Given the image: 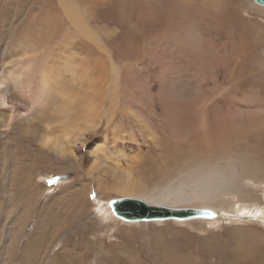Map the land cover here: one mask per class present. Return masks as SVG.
<instances>
[{
    "label": "rangeland",
    "instance_id": "1",
    "mask_svg": "<svg viewBox=\"0 0 264 264\" xmlns=\"http://www.w3.org/2000/svg\"><path fill=\"white\" fill-rule=\"evenodd\" d=\"M189 1L0 0V264H264V7ZM160 176L179 202L148 205L199 214L113 216Z\"/></svg>",
    "mask_w": 264,
    "mask_h": 264
},
{
    "label": "bare ground",
    "instance_id": "2",
    "mask_svg": "<svg viewBox=\"0 0 264 264\" xmlns=\"http://www.w3.org/2000/svg\"><path fill=\"white\" fill-rule=\"evenodd\" d=\"M223 1V0H222ZM190 1L188 0V2H185V3H187V5H184V7H183V10L181 11V13H184L185 11H187L189 14L191 13L192 14V12L191 11H193V12H195V10L197 9L198 10V7L196 8V6L193 4L192 5V2L191 3H189ZM194 2V1H193ZM197 2V1H196ZM206 2V1H205ZM67 3L68 2H66L65 3V5H64V10H65V13L68 15V17H70L71 18V20L75 23L77 20H76V13H75V9H74V7L72 6V4L70 3V5H67ZM170 2L168 1V3L166 4V10L168 9V4H169ZM189 3V4H188ZM200 3V2H199ZM224 3V2H223ZM228 3V2H227ZM215 7H216V10L218 9V3H216L215 2ZM181 5V4H180ZM191 5L192 6H194V7H191ZM199 6H202V5H200V4H198ZM186 6V7H185ZM177 7V6H176ZM204 8V7H203ZM206 8V7H205ZM220 9L222 8V7H219ZM194 9V10H193ZM191 10V11H190ZM202 10V9H201ZM205 10H207V9H205ZM204 10V11H205ZM210 11H211V8L209 9ZM0 11H1V7H0ZM198 11H196V13H197ZM216 12V11H215ZM195 13V14H196ZM199 13V12H198ZM202 13H203V11H202ZM201 13V14H202ZM200 14V13H199ZM204 14V13H203ZM220 14V13H219ZM40 15V14H39ZM184 15V14H183ZM216 15H217V13H216ZM192 16V15H191ZM195 16V15H194ZM220 15H218L217 17H219ZM196 17H198L199 18V16H196ZM216 17V16H215ZM221 17V16H220ZM187 18V17H186ZM197 18V19H198ZM189 19V18H188ZM191 19V18H190ZM189 19V20H190ZM197 19H196V21H197ZM200 19V18H199ZM203 19V18H202ZM219 19V18H218ZM185 20H187V19H185ZM193 20H195V19H193ZM47 21V20H46ZM163 21V20H162ZM27 22V21H26ZM55 22V21H54ZM175 22V21H174ZM185 22H189L188 20L187 21H185ZM191 22H192V20H191ZM28 23V22H27ZM47 24H48V22H46ZM49 23H51V22H49ZM190 23V22H189ZM197 23H199V22H197ZM56 24H57V22H56ZM51 25H53V24H51ZM50 25V26H51ZM176 25V24H175ZM187 25V24H186ZM189 25V24H188ZM54 26V25H53ZM79 26V28H82L80 25H78ZM171 28V27H170ZM23 31V30H22ZM171 31V30H170ZM188 31V30H187ZM25 35H27V34H25ZM187 36V35H186ZM18 38V37H17ZM191 39V38H190ZM16 40H19V39H16ZM21 40V39H20ZM41 40V39H40ZM200 42V41H199ZM19 43V42H18ZM32 43V42H31ZM21 44V43H20ZM44 44V43H43ZM23 46V45H22ZM26 46V45H25ZM31 46V45H30ZM37 46V45H36ZM20 48V47H19ZM3 49V48H2ZM24 49V48H23ZM38 51V50H37ZM54 51V50H53ZM55 52H59V51H55ZM49 53V52H48ZM47 53V54H48ZM53 54H54V52H53ZM28 55V54H27ZM51 55V54H50ZM60 55H62V53L60 54ZM24 56H26V55H24ZM36 56V55H35ZM47 56V55H46ZM52 56H54V55H52ZM56 56V55H55ZM31 57V56H30ZM33 57V56H32ZM40 57V56H39ZM51 57V56H50ZM49 57V58H50ZM58 57V56H57ZM37 58V57H36ZM61 58V57H60ZM33 59H35V58H33ZM38 60V59H37ZM39 61V60H38ZM30 62V61H29ZM60 63V62H59ZM32 64H33V62H32ZM31 64V65H32ZM29 65V64H28ZM27 65V66H28ZM59 66V65H58ZM16 67V66H15ZM14 67V68H15ZM124 67V66H123ZM10 70V69H9ZM17 70V69H16ZM15 70V71H16ZM19 70V69H18ZM11 71V70H10ZM13 71V70H12ZM20 71V70H19ZM17 72V71H16ZM6 74V73H5ZM14 74V73H13ZM11 75V74H10ZM113 75V74H112ZM1 76V75H0ZM9 76V75H8ZM9 77H11V76H9ZM114 77H115V75H114ZM1 78V77H0ZM3 78V77H2ZM1 78V79H2ZM8 78V77H7ZM146 78V77H145ZM147 79V78H146ZM44 80H45V78H44ZM1 81V80H0ZM3 81H4V79H3ZM3 81H1V82H3ZM0 82V83H1ZM5 85V84H4ZM8 85V84H7ZM61 85V84H60ZM61 87V86H60ZM5 89V88H4ZM64 98V97H63ZM46 102V101H45ZM48 102V101H47ZM50 102V101H49ZM56 103V102H55ZM179 105H181L180 103H178ZM183 104V103H182ZM189 104H190V102H189ZM67 105L68 104H63V105H60L57 109H58V111L59 110H61V109H65L66 107H67ZM70 105V104H69ZM69 105H68V107H69ZM180 109V108H179ZM179 111V110H178ZM182 112V111H181ZM186 112V111H185ZM70 113V112H69ZM177 113V112H176ZM261 113L263 114V112L261 111ZM49 114L51 115V113L49 112ZM63 114H64V112H63ZM182 114H185V113H182ZM235 114V113H234ZM237 114V113H236ZM258 114V113H257ZM52 115H53V113H52ZM87 115V114H86ZM175 115V114H174ZM189 115V114H188ZM224 115V114H223ZM55 116V115H54ZM69 116H71V115H69ZM76 116V115H75ZM85 116V115H84ZM182 116V115H181ZM183 116H185V115H183ZM199 116V115H198ZM234 117V116H236V115H231V117ZM240 115L238 114L237 115V117H239ZM74 117V116H73ZM176 117H177V115H176ZM194 117V116H193ZM217 117V116H216ZM44 118V117H43ZM47 118V117H46ZM49 118H51V117H49ZM195 118V117H194ZM205 117H203V119H204ZM215 118V117H214ZM213 118V119H214ZM222 118V117H221ZM229 118H230V116H229ZM228 118V119H229ZM235 118V117H234ZM2 118L0 117V120H1ZM3 119H6V118H3ZM2 119V120H3ZM63 119V118H62ZM87 119H88V116H87ZM87 119H85V120H87ZM177 119H179L178 117H177ZM176 119V120H177ZM190 119H191V117H190ZM196 119V118H195ZM211 119V118H210ZM212 119V121H214ZM216 119H218V118H216ZM225 119V118H224ZM232 119V118H231ZM261 119V118H260ZM259 119V120H260ZM71 120V119H70ZM74 120H75V118H74ZM84 120V121H85ZM172 120V119H171ZM223 120V119H222ZM230 120V119H229ZM255 120V119H254ZM71 121H73V120H71ZM187 121H189V120H187ZM186 121V122H187ZM201 121H203V120H201ZM204 121H206V120H204ZM221 121V120H220ZM224 121V120H223ZM60 122V121H59ZM183 122V121H182ZM193 122V121H192ZM26 123V122H25ZM41 123V122H40ZM62 123V122H61ZM175 123V122H174ZM189 123H191V121H189ZM195 123V122H194ZM211 123V122H210ZM222 123H224V122H222ZM39 124V123H38ZM36 125L37 127L36 128H30L29 127V129H28V126L26 127L27 129H25V127H24V132H32L33 133V135L34 136H36L38 139H39V141L38 142H40L41 143V145L42 146H47L48 147V145H50L52 142H55V140H53V138L51 137L52 135L50 134V131L48 130V131H46L45 129H44V127L43 126H40V125ZM43 124H44V122H43ZM42 124V125H43ZM202 124V123H201ZM204 124V123H203ZM229 124V123H228ZM25 125V124H24ZM35 125V124H34ZM48 125V124H47ZM212 125H215V124H212ZM224 125H225V123H224ZM174 126V125H173ZM211 126V125H210ZM233 126H235V125H233ZM19 127V126H18ZM34 127V126H33ZM20 128V127H19ZM41 128H43L44 130H43V132L42 133H39L40 135L39 136H37L36 134V132H37V130H41ZM48 128V127H47ZM46 128V129H47ZM196 128V127H195ZM199 128V127H198ZM198 128H197V131H198ZM204 127H202V129H203ZM217 128V127H216ZM219 128V127H218ZM228 128V127H227ZM231 128V127H230ZM233 128H236V127H233ZM199 129H201V127L199 128ZM202 129H201V131H202ZM204 130V129H203ZM219 130V129H218ZM152 131V130H151ZM194 131V130H193ZM195 131H196V129H195ZM200 131V130H199ZM200 131V132H201ZM221 131H223L222 129H221ZM39 132H41V131H39ZM31 133V134H32ZM222 133V132H221ZM223 133H224V131H223ZM190 134V133H189ZM189 136V135H188ZM193 136H195V135H193ZM192 137V136H191ZM191 137H189L190 139H191ZM207 137V136H206ZM216 137H218V136H216ZM208 138V137H207ZM221 138V137H220ZM56 140L58 139V138H55ZM182 139H183V137H182ZM203 139V138H202ZM206 139V138H205ZM224 139V138H223ZM219 140V139H218ZM221 140V139H220ZM226 140V139H225ZM189 141V140H188ZM212 141V140H211ZM210 141V142H211ZM37 142V143H38ZM191 142H193V141H191ZM205 142V141H204ZM214 142V141H213ZM216 142V141H215ZM218 142V141H217ZM56 143H60V146L59 145H57V146H59L60 147V151H61V153H62V155H68L71 151L70 150H65V148L61 145L62 143L61 142H56ZM212 143V142H211ZM183 145H184V143H183ZM40 147V146H39ZM50 147H52L53 148V146H49V148ZM173 147V146H172ZM184 147V146H183ZM43 148V147H42ZM51 148V149H52ZM67 148V147H66ZM169 150H170V148H169ZM171 150H173V148H171ZM198 150H199V148H198ZM44 151V150H43ZM109 152V151H108ZM169 152H171V151H169ZM175 152V151H174ZM60 153V152H59ZM164 153V152H163ZM167 153V152H166ZM165 153V154H166ZM196 153H198V152H195V154ZM175 156V155H174ZM59 157V156H58ZM70 158H71V155L69 156ZM165 157V156H164ZM167 158V157H166ZM173 158V157H172ZM193 159V156L190 158V160H192ZM187 161H188V159H187ZM186 161V162H187ZM59 162V161H58ZM171 164V163H170ZM208 164V163H207ZM206 164V165H207ZM177 165V164H176ZM97 166V165H96ZM183 167V166H182ZM182 167H180V169L178 170V176H184V175H187L188 176V178H190V179H192L190 176H191V173H194L196 170H198V169H200L201 167H202V165H199V162L197 161L196 163H195V161H192V162H190L189 163V168H188V170L187 169H182ZM59 170V169H58ZM127 170V169H126ZM125 170V171H126ZM126 173V172H125ZM202 173V172H201ZM130 174H131V172H130ZM195 174V173H194ZM29 176V175H28ZM132 176H134L133 174H132ZM151 176H154V175H151ZM199 176H203L204 177V174H200V175H194L193 176V179H196V180H199ZM140 178V177H139ZM146 178V177H145ZM216 178V177H215ZM177 179H179V177L177 178ZM187 179V178H186ZM153 180V179H152ZM173 179H171V180H165L164 178H163V176H160L158 179H156L155 180V182L154 183H150L149 185L151 186V187H149V188H147L146 186H141L140 185V181H139V179L138 178H128L127 179V181L126 182H124L122 185H118L117 187H114L115 188V190L118 192V193H120L121 195H123V196H125V198L126 199H129V200H140V201H143V202H145L146 204H147V199H145V198H143V196L144 197H146V198H149V199H151V200H153V201H155L156 203H160V205H161V202H174V201H178L179 202V200H176V199H173V198H170L171 196H173V189H174V187L171 185V181H172ZM176 180V179H175ZM143 181V180H142ZM142 184V183H141ZM147 184V183H146ZM202 184H204V183H202ZM148 185V184H147ZM210 185V184H209ZM199 186V185H198ZM28 187V186H27ZM30 191V190H29ZM16 193H19V192H16ZM24 194V193H23ZM29 194V193H28ZM200 194V193H199ZM18 195V194H17ZM102 196V195H101ZM140 196H142V197H140ZM241 196V195H240ZM31 197V196H30ZM244 197V196H243ZM243 197H241V198H243ZM245 198V197H244ZM243 198V199H244ZM10 199V198H9ZM148 199V200H149ZM246 199V198H245ZM241 200V199H240ZM19 202V201H18ZM21 204V203H20ZM197 204V203H196ZM160 205H158V204H155V205H150V206H158V207H162V206H160ZM163 205V204H162ZM166 205V204H165ZM167 205H168V203H167ZM205 205V204H204ZM246 206V205H245ZM245 206L243 207V208H245ZM247 207V206H246ZM19 208V207H18ZM81 208V207H80ZM220 208V207H219ZM246 209V208H245ZM111 210V209H110ZM242 210V209H241ZM225 211V210H224ZM111 214V213H110ZM108 216V215H107ZM111 216V215H110ZM56 218V217H55ZM114 218V217H113ZM118 218V217H117ZM12 219V218H11ZM116 219V218H115ZM54 220V219H53ZM54 222V221H53ZM60 222V221H59ZM107 222V221H106ZM10 224V223H9ZM40 225V224H39ZM44 226H45V224H44ZM56 226V225H55ZM108 226V225H107ZM4 227V226H3ZM8 227V226H7ZM10 227V226H9ZM117 227V226H116ZM54 228V227H53ZM58 228V227H57ZM107 228V227H106ZM10 229V228H9ZM8 229V230H9ZM27 230V229H26ZM29 230V229H28ZM42 230V229H41ZM54 230V229H53ZM46 231V230H45ZM24 232V231H23ZM38 232V231H37ZM121 232V231H120ZM220 232V231H219ZM26 233V232H25ZM47 233V232H46ZM137 233V232H136ZM30 234V233H29ZM39 235V234H38ZM50 235H52V234H50ZM137 235V234H136ZM140 235V234H139ZM30 236V235H29ZM34 236V235H33ZM46 236H47V234H46ZM23 237V236H22ZM60 237V236H59ZM120 237V236H119ZM122 237H124V236H122V234H121V238ZM137 237V236H136ZM22 239V238H21ZM38 239H41V238H38ZM43 239V238H42ZM123 239V238H122ZM107 240V239H106ZM124 240H125V238H124ZM54 241V240H53ZM5 242V241H4ZM107 242V241H106ZM127 242V241H126ZM26 243V242H25ZM102 243V242H101ZM42 244V243H41ZM205 244V243H204ZM264 244V243H263ZM16 245V244H15ZM38 245V244H37ZM102 245V244H101ZM100 245V246H101ZM108 245H109V243H108ZM143 245V244H142ZM2 246V245H1ZM41 246V245H40ZM97 246V245H96ZM110 246H111V244H110ZM157 246V245H156ZM147 247V246H146ZM238 247V246H237ZM236 247V248H237ZM23 248V247H22ZM28 248V247H27ZM102 248H104V247H102ZM145 248V247H144ZM156 248V247H155ZM12 249V248H11ZM29 249V248H28ZM31 249V248H30ZM117 249V248H116ZM208 249V252H210L211 253V251H213V252H216L217 251V248H216V246H209V248H207ZM241 249V248H240ZM13 250V249H12ZM85 250V249H84ZM154 250V249H153ZM198 250V249H197ZM209 250H211V251H209ZM219 250V249H218ZM239 250V249H238ZM25 251V250H24ZM93 251V250H92ZM115 251V250H114ZM121 251V250H120ZM126 251V250H125ZM157 251V250H156ZM259 251L260 252H262V253H260V254H258V257L262 260V258H264V256H263V249H261V250H258V253H259ZM32 252V251H31ZM95 252V251H94ZM34 253V252H33ZM44 253V252H43ZM221 253V252H220ZM32 254V253H31ZM110 254V255H109ZM15 255V254H14ZM45 255H46V253H45ZM103 255V254H102ZM105 255H108V256H111V253H106ZM114 255V254H113ZM117 255V254H116ZM26 256H28V255H26ZM33 256H35V255H33ZM30 257V256H29ZM98 257V256H97ZM107 257V256H106ZM124 257V256H123ZM160 257V256H159ZM177 257V256H176ZM251 257V256H250ZM105 258V257H104ZM103 258V259H104ZM108 258V257H107ZM113 258H115V257H113ZM156 258V257H155ZM219 258V257H218ZM224 258V257H223ZM253 258V257H252ZM89 259V258H88ZM106 259V258H105ZM109 259V258H108ZM228 259V258H227ZM239 259V258H238ZM249 259V258H248ZM251 259V258H250ZM28 260V259H27ZM99 260V259H98ZM133 260V259H132ZM26 261V260H25ZM109 261V260H108ZM111 261H113L112 259H111ZM131 261V260H130ZM133 261H135V260H133ZM178 261V260H177ZM20 262H23V261H20ZM160 262V261H159ZM183 262V261H182ZM24 263V262H23ZM40 263V262H39ZM156 263V262H155ZM240 263V262H239ZM26 264V263H25Z\"/></svg>",
    "mask_w": 264,
    "mask_h": 264
},
{
    "label": "water",
    "instance_id": "3",
    "mask_svg": "<svg viewBox=\"0 0 264 264\" xmlns=\"http://www.w3.org/2000/svg\"><path fill=\"white\" fill-rule=\"evenodd\" d=\"M257 5L264 7V0H253ZM109 207L113 216L123 221L144 220L160 221L170 218H186L195 215L198 209L192 208H169L150 206L140 200L118 199L110 202ZM199 214V213H196ZM213 215V214H212Z\"/></svg>",
    "mask_w": 264,
    "mask_h": 264
},
{
    "label": "snow or ice",
    "instance_id": "4",
    "mask_svg": "<svg viewBox=\"0 0 264 264\" xmlns=\"http://www.w3.org/2000/svg\"><path fill=\"white\" fill-rule=\"evenodd\" d=\"M57 179H59V178H57ZM93 198H95V197L93 196ZM249 215H250V214H249ZM256 215H257V216H259L260 214H259V213H257ZM262 222H264V221H262ZM210 226H211V225H210Z\"/></svg>",
    "mask_w": 264,
    "mask_h": 264
}]
</instances>
